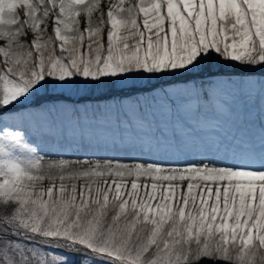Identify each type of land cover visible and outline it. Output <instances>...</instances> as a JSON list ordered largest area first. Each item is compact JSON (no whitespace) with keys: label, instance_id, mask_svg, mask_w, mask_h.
<instances>
[{"label":"snow or ice","instance_id":"snow-or-ice-1","mask_svg":"<svg viewBox=\"0 0 264 264\" xmlns=\"http://www.w3.org/2000/svg\"><path fill=\"white\" fill-rule=\"evenodd\" d=\"M0 264H264V0H0Z\"/></svg>","mask_w":264,"mask_h":264},{"label":"bare ground","instance_id":"bare-ground-1","mask_svg":"<svg viewBox=\"0 0 264 264\" xmlns=\"http://www.w3.org/2000/svg\"><path fill=\"white\" fill-rule=\"evenodd\" d=\"M88 154L87 152H76L74 155L70 156V157H66V158H70V159H80L82 158L83 155Z\"/></svg>","mask_w":264,"mask_h":264}]
</instances>
